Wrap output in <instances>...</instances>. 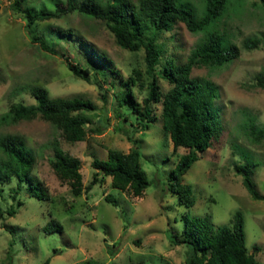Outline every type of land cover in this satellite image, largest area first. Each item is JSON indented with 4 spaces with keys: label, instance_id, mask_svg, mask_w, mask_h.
<instances>
[{
    "label": "rangeland",
    "instance_id": "obj_1",
    "mask_svg": "<svg viewBox=\"0 0 264 264\" xmlns=\"http://www.w3.org/2000/svg\"><path fill=\"white\" fill-rule=\"evenodd\" d=\"M187 1L201 16L203 0ZM59 2L67 4V0H26L21 5L54 11ZM217 23L212 31L221 35L225 45L237 44L241 54L232 63L193 70V77L211 80L218 87L213 107L220 116L221 131L184 176L183 182L193 186L195 198V204L187 207L178 202L169 180L179 156L187 150L174 152L171 136L163 128L162 104H153L157 119L145 131L130 107L120 105L124 81L134 69L143 73L144 86L141 81L133 86V97L142 102L148 96L145 50L132 52L119 46L105 21L74 11L36 25L35 32L44 34L59 51L53 54L33 41L14 0H0V137H24L36 157L31 176L48 194L47 199L31 196L29 183L23 182L18 196L23 205L10 216L7 212L16 204L13 190L19 180L15 176L0 184V264H186L187 247L172 242L173 234L184 228L183 217L232 226L238 211L244 215L247 247L254 252L258 245L256 258L264 264V200L253 198L235 167L236 163H258L253 167V180L264 194V141L253 139L247 131L252 124L264 126V88L257 85L258 75L264 74V8L260 0H230ZM66 29L73 34L61 35ZM205 33L192 32L183 22L163 33L159 69L171 58L185 63L204 42ZM248 37L260 38V44L246 48ZM92 48L111 61L108 74L92 68ZM71 65H89L90 73L78 76ZM159 83L163 91L171 87L162 77ZM35 85L46 87L51 97L80 96L95 103L96 110L86 112L92 122L86 125L84 140L67 141L62 129L40 116L18 123L2 122L1 116L13 103H37L31 92ZM57 146L82 160L79 195L52 168ZM136 146L151 182L143 196L113 187L112 178L102 173L87 189L97 172L92 166L95 158L107 159L109 149L129 152ZM108 194L116 198V204L106 200ZM53 219L63 225L62 232L45 231Z\"/></svg>",
    "mask_w": 264,
    "mask_h": 264
},
{
    "label": "trees",
    "instance_id": "obj_2",
    "mask_svg": "<svg viewBox=\"0 0 264 264\" xmlns=\"http://www.w3.org/2000/svg\"><path fill=\"white\" fill-rule=\"evenodd\" d=\"M22 2L26 0H14V7L23 14L30 34L33 35V41L53 54H59V51L44 34L35 32L36 25L38 22L60 18L74 11L87 18L105 21L119 46L132 52L145 50L146 75L149 77L148 96L142 102L133 97L132 87L139 81L140 85L144 86L143 73L134 69V73L124 81L125 93L119 97L120 105L130 107L139 119L140 128L145 131L157 119L153 104H162L163 128L171 136L174 152L182 148L187 150L179 156L177 164L171 170L170 190L178 195L180 204L192 207L195 204L193 186L183 182L184 176L203 157L204 152L212 147L214 139L221 131L220 116L213 107L214 99L219 96L218 87L211 80L193 77L192 73L196 67L217 68L234 62L240 56L241 50L237 44L225 45L221 35L211 29L220 22L230 0H203L204 6L199 17L196 15L197 8L187 0H138L137 3L132 0H81L79 3H76V0H67L66 5L59 2L54 11H35L30 5L23 7ZM260 3L264 8V0H260ZM178 22L185 23L192 32L206 31L205 40L192 51L185 63H177L171 58L159 69L163 53L159 39ZM60 34L70 36L73 31L66 29L60 31ZM260 41V38L248 37L244 44L246 48L251 49L258 46ZM90 55L95 59L92 68L103 74L112 70L111 61L103 54L92 48ZM90 69L89 65H71L74 74L81 77H86ZM161 77L171 85L167 91L161 89ZM257 85L264 88V74L258 75ZM31 92L37 103H13L1 116L2 122L18 123L40 116L62 129L67 141L84 140L87 134L86 125L92 122L86 112H93L97 107L92 100L80 96L51 97L49 90L41 85L33 86ZM247 131L253 139L264 141V126L252 124L248 126ZM0 151V184L12 180L15 176L19 180L18 187L13 190L16 204L11 205L8 215H16L23 205L18 196L25 181L29 183L31 196L47 199L45 189L31 176L36 157L24 137L13 134L1 136ZM51 165L60 178L69 182L75 195L82 192L83 163L80 158L57 146ZM257 165L258 163L249 161L236 163L235 167L237 173L243 176V182L253 198L264 200V194L259 193L253 180V167ZM92 166L97 172L93 182L87 187L88 190L99 181L100 173L112 178L113 187L130 191L134 196H143L151 184L141 164L139 146L129 152L109 149L108 158H95ZM2 190L0 188V194ZM106 200L117 203L111 194L106 196ZM183 219L184 228L180 233L173 234L172 242L174 245L187 247L186 264H259L256 253L260 251V247L255 245L254 252H250L247 247L242 212L234 214L232 226H216L202 217L191 218L185 215ZM45 231L62 232L63 225L53 219L45 226Z\"/></svg>",
    "mask_w": 264,
    "mask_h": 264
}]
</instances>
